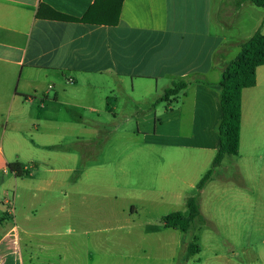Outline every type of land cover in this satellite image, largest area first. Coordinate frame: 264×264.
<instances>
[{
	"label": "crops",
	"instance_id": "0c3cea01",
	"mask_svg": "<svg viewBox=\"0 0 264 264\" xmlns=\"http://www.w3.org/2000/svg\"><path fill=\"white\" fill-rule=\"evenodd\" d=\"M95 2L0 0V264H51L56 242L49 239L64 234L60 228L75 233L95 222L91 167L68 189L80 157L64 143L81 141L82 127L95 133L92 144L108 130L124 138L130 125L101 129L83 115L141 116L137 131L153 133L165 118L180 141L144 140L146 149L197 154L213 164L223 69L264 28L259 7L240 0H124L113 26L53 18L55 12L82 19ZM180 80L188 86L177 101L158 104ZM258 136L264 138V65L255 87L242 94L239 155ZM50 193L57 203H49ZM80 260L60 255L57 264Z\"/></svg>",
	"mask_w": 264,
	"mask_h": 264
},
{
	"label": "rangeland",
	"instance_id": "374dc122",
	"mask_svg": "<svg viewBox=\"0 0 264 264\" xmlns=\"http://www.w3.org/2000/svg\"><path fill=\"white\" fill-rule=\"evenodd\" d=\"M258 11L264 14V9ZM82 117L90 124L96 121L101 129L102 123L128 120L130 132L121 138L114 131H104V140L92 144L88 142L92 133L82 127L81 141L66 138V150L80 159L78 172L70 174L65 186L72 189L79 172L91 167L95 222L75 233L60 228L64 234L48 238L56 242L48 253L51 264H57L60 255L67 261L80 256V264H89V254L90 264H264L262 136L244 145L239 156H226L212 180L199 191L197 185L211 169L212 160L205 163L204 157L179 151L151 153L143 145L144 140L180 141L170 133L165 118L158 121V132L153 133L144 127L145 132L137 131L136 124L145 119L141 116L116 120L110 115ZM191 197H198L202 214L194 230L185 234L166 228L163 217L185 212ZM47 199L50 204L58 201L52 193ZM193 241L200 253L187 260L186 244Z\"/></svg>",
	"mask_w": 264,
	"mask_h": 264
},
{
	"label": "trees",
	"instance_id": "16d2710c",
	"mask_svg": "<svg viewBox=\"0 0 264 264\" xmlns=\"http://www.w3.org/2000/svg\"><path fill=\"white\" fill-rule=\"evenodd\" d=\"M124 0H96L95 4L82 19H74L54 12V19L65 22H83L102 25H116L119 22L120 9ZM251 2L264 9V0H240ZM53 11V10H52ZM264 25V19L262 26ZM264 65V35L261 29L246 43L241 46L238 56L227 63L222 72L220 108L222 117L218 124L219 147L211 169L197 185L201 191L207 182L211 180L214 170L221 166L226 156H238L241 142L242 120V94L245 89L255 87L257 83V69ZM188 86L184 80L174 82L157 103H167L169 107L177 101L181 92ZM17 176L23 175L19 164L9 165ZM198 197H191L187 201L185 212H175L163 217L162 222L166 228L180 230L189 233L194 230L197 219L201 218ZM200 253L199 246L195 242L186 244V259Z\"/></svg>",
	"mask_w": 264,
	"mask_h": 264
},
{
	"label": "built area",
	"instance_id": "2783aa9c",
	"mask_svg": "<svg viewBox=\"0 0 264 264\" xmlns=\"http://www.w3.org/2000/svg\"><path fill=\"white\" fill-rule=\"evenodd\" d=\"M9 211H12L11 209Z\"/></svg>",
	"mask_w": 264,
	"mask_h": 264
}]
</instances>
